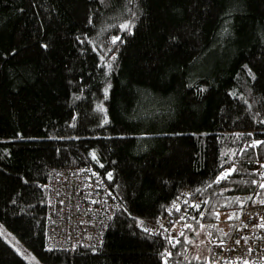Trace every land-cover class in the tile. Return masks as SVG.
Here are the masks:
<instances>
[{"label": "trees", "instance_id": "16d2710c", "mask_svg": "<svg viewBox=\"0 0 264 264\" xmlns=\"http://www.w3.org/2000/svg\"><path fill=\"white\" fill-rule=\"evenodd\" d=\"M65 166L119 199L94 250L48 248ZM263 166L264 0H0V224L39 264H204ZM0 264L34 263L0 230Z\"/></svg>", "mask_w": 264, "mask_h": 264}, {"label": "built area", "instance_id": "2783aa9c", "mask_svg": "<svg viewBox=\"0 0 264 264\" xmlns=\"http://www.w3.org/2000/svg\"><path fill=\"white\" fill-rule=\"evenodd\" d=\"M46 203L48 248L72 253L78 246L96 249L119 199L93 169L65 166L48 171ZM179 204L175 202L173 208ZM261 225H264V203L245 207L232 223L228 240L204 264H264ZM141 228L161 231L159 225L147 223H142Z\"/></svg>", "mask_w": 264, "mask_h": 264}, {"label": "rangeland", "instance_id": "374dc122", "mask_svg": "<svg viewBox=\"0 0 264 264\" xmlns=\"http://www.w3.org/2000/svg\"><path fill=\"white\" fill-rule=\"evenodd\" d=\"M260 172L261 174L264 176V166L260 168ZM229 217L228 213H221L220 217H219V221L217 222L220 226H217L221 229V231L226 232L228 229V223H227V219ZM0 230L3 231L5 233V235H7L9 238L12 239V241L17 245V247L22 251V253H24L26 255V257H28V259H30L34 264H39L38 260L36 259V257L28 250L26 249L19 241L18 239H16L7 229H5L1 224H0ZM199 245L203 244L206 242L204 241L205 238L207 237V231L205 232H201L199 234ZM204 239V240H203ZM198 253H202L203 252V248L200 247L198 248Z\"/></svg>", "mask_w": 264, "mask_h": 264}, {"label": "snow or ice", "instance_id": "6c2138e0", "mask_svg": "<svg viewBox=\"0 0 264 264\" xmlns=\"http://www.w3.org/2000/svg\"><path fill=\"white\" fill-rule=\"evenodd\" d=\"M128 26H129V25H127V24L122 25V27H125V28H127ZM116 39H118V38H113V43H115ZM105 122H107V121H105ZM227 175H228V173L225 172V173L220 177V179L225 178ZM110 177H111V174H109V178H110ZM261 187H264V185H261ZM261 227H264V225H261ZM145 230L147 231V229H145ZM237 243H239V241H237Z\"/></svg>", "mask_w": 264, "mask_h": 264}]
</instances>
